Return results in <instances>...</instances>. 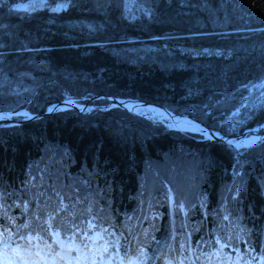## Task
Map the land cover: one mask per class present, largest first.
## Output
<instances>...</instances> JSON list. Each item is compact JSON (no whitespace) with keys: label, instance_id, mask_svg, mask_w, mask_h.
Listing matches in <instances>:
<instances>
[{"label":"trees","instance_id":"16d2710c","mask_svg":"<svg viewBox=\"0 0 264 264\" xmlns=\"http://www.w3.org/2000/svg\"><path fill=\"white\" fill-rule=\"evenodd\" d=\"M18 1L0 0V74L38 81L21 104L32 112L65 96L119 94L188 111L226 133L217 112L264 75V0H141L146 8L132 17L122 0H67L59 10L46 0L30 11ZM147 42L159 46L153 55L124 47ZM200 47L222 51L192 50ZM108 100L0 125V224L24 209L36 220L38 209L57 214L76 202L119 245L130 240L137 258L158 245L171 258L173 244L185 251L213 232L231 245H264V138L236 149L102 106ZM263 118L264 103L238 131ZM168 188L189 206L183 223L175 205L174 238Z\"/></svg>","mask_w":264,"mask_h":264},{"label":"rangeland","instance_id":"374dc122","mask_svg":"<svg viewBox=\"0 0 264 264\" xmlns=\"http://www.w3.org/2000/svg\"><path fill=\"white\" fill-rule=\"evenodd\" d=\"M66 1L67 0H57L56 2L51 4L50 7L51 9L59 10L60 8H63L66 6L65 4ZM46 3H47L46 0H22V1L15 2L13 6L22 11H30L38 7H43ZM145 8H146V5L141 0H122V9H123L124 14H126L127 16L132 17L135 15H138ZM81 23L86 26L87 25L93 26V24L89 21H81ZM82 24H79V25H82ZM124 47L126 48V50L131 51L133 54H136L139 56L153 55L154 51L159 48V46L155 45L154 43H150V42L141 43L138 46H131L127 44ZM185 48H188V47H185ZM192 50L199 51V52L200 51H208V52H221L222 51V49L218 47H200V48H193ZM37 85H38V81L34 77L25 79L22 77L14 78L6 74H0V96L3 97L2 99L3 102L7 103L9 101V107L0 106V108H3V109L4 108L6 109L18 108L19 105L31 99V96L33 95L32 90ZM242 88H244L243 92L237 97L236 101L232 102L230 105L229 100H228L227 102H225L224 108L221 109L219 112H217V115H220L218 119V123L223 124L224 127L228 130V132L226 133H239L240 131H238V127L243 122L246 121V119L254 111L255 107L264 103V75L258 79L247 81L246 83L242 85ZM68 97L69 96H65L62 99L68 98ZM89 97L86 100H77L76 98H74V100L77 102H83V103L87 102L88 105H86L82 111L89 109L95 105V104H91L94 98H89ZM108 103H109V100L106 102V104L104 103V105L102 106L105 107V105H108ZM129 112H132V111H129ZM182 112H188V111L184 110ZM135 114H138V113H135ZM138 115H141V114H138ZM21 116L22 115L17 114V115H14L13 117L16 119H19ZM149 117L163 120L162 122L164 123H166L167 121L166 118H159L157 116H150V115ZM11 124H18V123H11ZM0 125H5V124H0ZM263 138L264 137L260 138L259 140ZM259 140H257L256 142H258ZM240 147H248V146H240Z\"/></svg>","mask_w":264,"mask_h":264},{"label":"water","instance_id":"95a60500","mask_svg":"<svg viewBox=\"0 0 264 264\" xmlns=\"http://www.w3.org/2000/svg\"><path fill=\"white\" fill-rule=\"evenodd\" d=\"M97 97L108 98L109 103L107 106H119L128 111H132L143 116L150 115L157 116L159 118L164 117L167 119L166 123L169 127L182 131L197 130L201 133V138L203 139H219L227 144L232 145L236 149L239 148V146L252 145L257 140L264 137V118L260 122L253 124L250 127H245L239 133H221L217 129L210 127L204 121L198 119L188 112H175L169 106L159 104L154 101L133 96L103 93L93 94L89 98ZM86 105H88L87 102H77L74 100V98L68 97L47 104L43 110L38 112L29 111L24 106L18 107L16 109L0 108V124L20 123L66 108H75L78 111H82ZM139 106L148 108L149 110H151V114L144 111H138L136 108ZM17 114L22 116L19 119H16L13 116ZM199 128L201 129V131ZM249 135L251 136V139H248ZM246 138L248 140H244L242 142V140Z\"/></svg>","mask_w":264,"mask_h":264},{"label":"bare ground","instance_id":"6f19581e","mask_svg":"<svg viewBox=\"0 0 264 264\" xmlns=\"http://www.w3.org/2000/svg\"><path fill=\"white\" fill-rule=\"evenodd\" d=\"M138 111H144V112H146V113H149V114H151L150 112H151V110H149L148 108L146 109L145 107H143V106H139V107H137L136 108ZM161 118V117H160ZM164 118V117H163ZM200 129V128H199ZM187 131V130H186ZM200 131H201V129H200ZM189 132H195V133H199L200 135H201V133L199 132V131H195V130H193V131H189ZM248 139H251V136L249 135L248 136ZM247 138L246 139H243L242 140V142L244 141V140H248ZM240 147V146H239ZM162 248L160 247V248H157V250H161Z\"/></svg>","mask_w":264,"mask_h":264}]
</instances>
